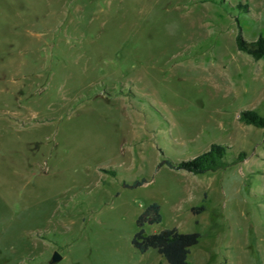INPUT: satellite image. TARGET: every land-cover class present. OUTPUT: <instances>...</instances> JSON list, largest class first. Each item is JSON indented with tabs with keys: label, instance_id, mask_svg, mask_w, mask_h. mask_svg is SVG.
<instances>
[{
	"label": "rangeland",
	"instance_id": "1",
	"mask_svg": "<svg viewBox=\"0 0 264 264\" xmlns=\"http://www.w3.org/2000/svg\"><path fill=\"white\" fill-rule=\"evenodd\" d=\"M238 30L264 34V0H0V264H168L131 243L151 202L145 233H200L189 264H264V127L239 120L264 58ZM212 143L246 158L164 162Z\"/></svg>",
	"mask_w": 264,
	"mask_h": 264
},
{
	"label": "trees",
	"instance_id": "2",
	"mask_svg": "<svg viewBox=\"0 0 264 264\" xmlns=\"http://www.w3.org/2000/svg\"><path fill=\"white\" fill-rule=\"evenodd\" d=\"M237 49L248 54L254 60L264 58V34L258 35L254 40H247L240 30L235 37ZM239 120L258 127H264V115L253 109H243L239 113ZM245 152H231L228 145L212 143L209 148L193 158L181 161L164 159L165 164L174 170H186L194 174L222 169L230 164L243 161ZM135 181L131 186L140 185ZM205 209L204 204L191 206L193 214H198ZM162 220L160 205L157 202L149 203L137 216V231L134 233L132 246L141 253L148 249H155L168 264H189L188 255L190 248L195 246L200 239L198 232H181L175 227L164 228L158 232L145 233L144 225L159 223Z\"/></svg>",
	"mask_w": 264,
	"mask_h": 264
},
{
	"label": "water",
	"instance_id": "3",
	"mask_svg": "<svg viewBox=\"0 0 264 264\" xmlns=\"http://www.w3.org/2000/svg\"><path fill=\"white\" fill-rule=\"evenodd\" d=\"M60 259H61V255L57 251H54L51 256V262H57Z\"/></svg>",
	"mask_w": 264,
	"mask_h": 264
}]
</instances>
